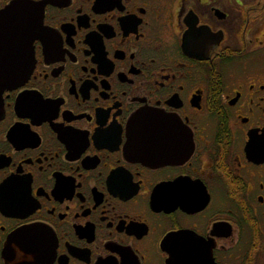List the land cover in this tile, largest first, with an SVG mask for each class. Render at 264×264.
Masks as SVG:
<instances>
[{
    "label": "flooded vegetation",
    "instance_id": "1",
    "mask_svg": "<svg viewBox=\"0 0 264 264\" xmlns=\"http://www.w3.org/2000/svg\"><path fill=\"white\" fill-rule=\"evenodd\" d=\"M20 2L0 264H264V0Z\"/></svg>",
    "mask_w": 264,
    "mask_h": 264
},
{
    "label": "water",
    "instance_id": "2",
    "mask_svg": "<svg viewBox=\"0 0 264 264\" xmlns=\"http://www.w3.org/2000/svg\"><path fill=\"white\" fill-rule=\"evenodd\" d=\"M35 6L15 3L0 13V97L7 88L16 86L29 77V66L34 64L33 41L42 16ZM145 118L140 113L136 119ZM171 264H176L172 255Z\"/></svg>",
    "mask_w": 264,
    "mask_h": 264
}]
</instances>
